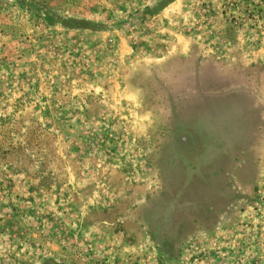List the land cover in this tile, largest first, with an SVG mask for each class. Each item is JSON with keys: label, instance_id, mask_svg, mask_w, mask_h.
I'll return each mask as SVG.
<instances>
[{"label": "rangeland", "instance_id": "374dc122", "mask_svg": "<svg viewBox=\"0 0 264 264\" xmlns=\"http://www.w3.org/2000/svg\"><path fill=\"white\" fill-rule=\"evenodd\" d=\"M0 264H264V0H0Z\"/></svg>", "mask_w": 264, "mask_h": 264}]
</instances>
